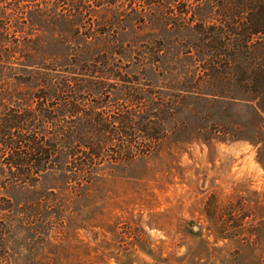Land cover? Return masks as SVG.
<instances>
[{
  "label": "rangeland",
  "instance_id": "1",
  "mask_svg": "<svg viewBox=\"0 0 264 264\" xmlns=\"http://www.w3.org/2000/svg\"><path fill=\"white\" fill-rule=\"evenodd\" d=\"M180 1L119 0L93 9V29L106 34L101 43L133 50L117 63L121 74L180 106L154 151L105 168L81 189L66 188L52 172L34 186L0 188V207L13 208L0 210L7 228L0 264H264L263 118L233 82L221 83L220 96L199 79L181 91L182 75L202 73L179 44L193 38L194 22L160 16L212 9ZM76 35L67 25L44 28L43 55L13 70V82L35 89L34 72L66 64L65 42L82 45Z\"/></svg>",
  "mask_w": 264,
  "mask_h": 264
},
{
  "label": "trees",
  "instance_id": "2",
  "mask_svg": "<svg viewBox=\"0 0 264 264\" xmlns=\"http://www.w3.org/2000/svg\"><path fill=\"white\" fill-rule=\"evenodd\" d=\"M118 1L0 0V188L34 186L52 172L66 188L81 189L105 168L151 153L165 137V121L180 105L121 74L117 63L133 50L101 43L105 32L93 29V9ZM181 1L186 7L188 0ZM193 1L210 4L212 11L198 17L193 9L187 17L184 8L178 16H160L163 22H194L193 38L179 44L202 73L182 75L181 91L191 92L199 79L217 89L211 96H220L221 83L233 82L264 123V0ZM86 22L87 32L78 34ZM58 25L70 26L82 45L65 42L67 63L40 67L35 89H21L12 71L41 58L38 34ZM119 88L122 95L115 97ZM0 210L13 208L8 203ZM15 212L24 214L22 207ZM6 233L0 223V249Z\"/></svg>",
  "mask_w": 264,
  "mask_h": 264
}]
</instances>
